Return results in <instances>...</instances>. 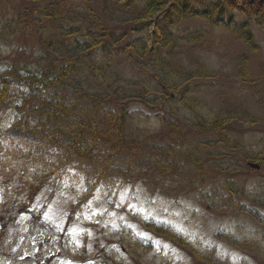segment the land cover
<instances>
[{"label":"rangeland","instance_id":"rangeland-1","mask_svg":"<svg viewBox=\"0 0 264 264\" xmlns=\"http://www.w3.org/2000/svg\"><path fill=\"white\" fill-rule=\"evenodd\" d=\"M196 1L203 9L220 0ZM221 1L230 16L225 22L182 19L167 29L175 46L161 49L165 62L186 72H196L199 62L212 76H168L165 64L154 65L153 55L142 58L143 46L133 48V40L154 47L163 36L158 27L154 34L148 27L123 38L121 52L108 60L97 49L93 57L105 67L76 71L81 88L57 86L76 98L81 90L84 104L94 97L90 93L110 94L107 107L97 105L107 116L118 105L128 109L124 129L130 151L115 156L120 165L104 170L101 178L96 172L87 178L85 169L64 164L61 180L41 186L32 202L23 188L26 203H16L22 181L13 169L15 164L31 169L30 157L13 151L12 169L1 154L0 264H264V0ZM49 2L62 9L65 21L87 26L98 14L108 29H119L136 15L135 7L113 0H0V83L12 86L11 101L0 105V140L39 141L30 118L16 125L27 90L16 75L80 51L45 42L34 33L40 22L18 21L20 5L39 8ZM245 18L253 20L254 43L231 29ZM44 27L50 30V24ZM187 30H200L202 43L190 42ZM122 97L127 99L120 103ZM173 121L181 127L174 129ZM170 143L177 148L174 157L167 154ZM147 156L149 162H134ZM157 156L169 166L166 171L154 162Z\"/></svg>","mask_w":264,"mask_h":264},{"label":"trees","instance_id":"trees-1","mask_svg":"<svg viewBox=\"0 0 264 264\" xmlns=\"http://www.w3.org/2000/svg\"><path fill=\"white\" fill-rule=\"evenodd\" d=\"M113 1H120L125 6L135 7V17L120 24L121 27L119 29L115 27L108 29L106 27L108 23L103 18L100 21L98 14L95 16V21L88 26L82 22L77 24L75 22L69 23L65 21L67 19L62 15V9L56 7L54 2H49L46 7L39 8H37L38 5L30 8L26 4L18 7V21L24 25L27 24L26 26L31 25L32 20L40 22L41 28H37L34 33L45 39V42L47 41L51 46L55 44L64 48L74 46L80 51L67 56L64 53L65 56L63 55L60 62L56 63V61H53L48 65L46 64L37 72H23L21 75H16L17 80L21 83L23 82L25 88H27L22 99L24 113L21 114L16 125L20 128V125L27 118H30L31 124H33L30 129L36 131L39 137V141L30 145H22L21 142H16L13 139L2 138L0 140V155H5L6 158L4 160L12 166V169L14 163H12L10 154L13 151H17L19 154H27L31 159H29V163L32 165L31 169L27 168L26 165L20 168V164H15L16 166L13 169L14 172L17 171L15 176L22 181L15 195L16 203H26L23 196L24 187H28L27 201L32 202L40 187L44 186L45 183H58L62 178L61 166L64 164L67 167L73 165L76 168L85 169L87 178H89L91 173L95 172L93 176L101 178L105 176L104 170H112L114 166L120 165L118 163L115 164V156H120L126 151H130L127 148L128 138L124 129L128 109L118 105L117 109L109 111V116H107L106 111L97 105L103 104L107 107L110 104V94L107 96L100 92L90 93L89 95L91 96L92 94L94 97L91 98L89 104H84L81 90V97L76 98L57 88L61 84H67L74 88L77 85V88H81V82L77 81L76 78L78 70L87 68L92 73L97 70L101 71L105 67L103 62H101L103 59L108 60L112 54L121 52L123 38L130 40L131 33L143 32L148 27H151L150 30L154 34L158 27L159 35L163 34L162 37H157L159 47H157L158 45L148 47L147 42L138 44L137 39L133 40L130 46H133V48H137L139 45L143 46L142 58L148 54L153 55L154 65L162 66L165 64L163 70L169 72L168 76L174 75V77H178L180 74H184L185 80L193 79L199 75L212 76L213 71L205 64L199 62L196 63V72L190 71V69L187 72L185 70L182 71L178 65L173 66L169 61L165 62L163 60L165 55L162 54L161 49L162 47L173 48L175 46L176 42H173L172 33L167 31V29L182 19L193 16L213 23L216 21L225 22V19L227 20L230 17L224 11L225 2L220 0L213 3L210 7L200 9L196 5V0H147L146 4L141 8L137 6L138 0ZM59 5H65V3L62 1L59 2ZM64 7L61 6V8ZM88 11L91 13L92 8L88 9ZM91 16L94 17V15ZM250 16L254 17V14L252 13ZM42 17L48 19L47 23H43ZM252 21L250 18H245L240 24H235L234 22L233 24L235 25L231 27L234 32L243 31L244 37L249 44L254 43V37L249 27ZM66 23L68 27L64 26ZM47 24H50V30L45 31L44 26ZM51 26L56 29L60 27L64 31L58 30L59 33L52 30ZM200 33V30H187V38L195 45L200 44L202 43ZM76 34H79L81 38L76 37ZM64 40L67 41V45L64 44ZM97 49L103 51L106 57L103 59L94 58L93 55L96 54ZM11 71L15 72L16 68L13 67ZM11 87L7 82L0 83V105H5L11 101ZM126 96L128 99L132 97ZM138 97L143 98L144 96L139 94ZM127 98H119L120 103ZM103 112L105 115L102 117ZM177 123L176 121L172 122L174 129L181 127ZM24 124L26 125V123ZM27 124L29 127V123ZM218 124H220L219 121L215 119L213 126L216 129L219 127ZM177 134L180 138L185 137V135H181V132H177ZM180 148L178 147V150ZM166 150L170 157H174L177 148L170 143L167 144ZM183 150L185 149L182 148ZM187 151L189 152L185 154H190L191 157L193 154L190 150ZM147 158L145 160H134V162L146 163L149 162V157L147 156ZM159 158L161 156L154 157L153 160L161 165L160 167L163 171H166L169 166L164 161L160 162ZM196 159L195 163L198 162V156ZM153 160L151 158L150 161ZM145 167L142 165L140 169L145 170ZM9 171L10 167L7 164L2 169V172L7 175ZM24 177L27 178L24 179Z\"/></svg>","mask_w":264,"mask_h":264}]
</instances>
